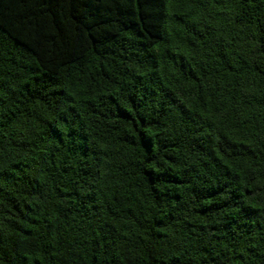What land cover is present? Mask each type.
Masks as SVG:
<instances>
[{
	"label": "trees",
	"instance_id": "obj_1",
	"mask_svg": "<svg viewBox=\"0 0 264 264\" xmlns=\"http://www.w3.org/2000/svg\"><path fill=\"white\" fill-rule=\"evenodd\" d=\"M0 264H264V0H0Z\"/></svg>",
	"mask_w": 264,
	"mask_h": 264
}]
</instances>
